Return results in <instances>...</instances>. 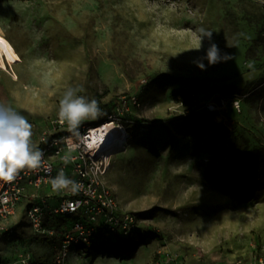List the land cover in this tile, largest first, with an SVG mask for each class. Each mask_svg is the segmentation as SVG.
<instances>
[{
	"label": "rangeland",
	"instance_id": "obj_1",
	"mask_svg": "<svg viewBox=\"0 0 264 264\" xmlns=\"http://www.w3.org/2000/svg\"><path fill=\"white\" fill-rule=\"evenodd\" d=\"M201 27L231 59L193 63ZM0 30L22 59L0 69V102L32 142L69 87L102 110L83 125L113 117L129 136L104 180L146 244L105 241L69 264H233L264 245V0H0ZM1 226L15 232H0V264H52L23 205Z\"/></svg>",
	"mask_w": 264,
	"mask_h": 264
},
{
	"label": "built area",
	"instance_id": "obj_2",
	"mask_svg": "<svg viewBox=\"0 0 264 264\" xmlns=\"http://www.w3.org/2000/svg\"><path fill=\"white\" fill-rule=\"evenodd\" d=\"M131 101L138 106L136 99ZM122 107L123 112L130 110L128 102H123ZM112 123L117 126L116 120L109 117V124ZM103 127L81 123L77 130L70 132L67 124L59 123L58 117L52 119L33 142L44 152L40 167L18 170L12 180L0 179V220L7 221L23 205L34 232L59 241L53 264H69L71 252L99 255L105 241L128 242L137 249L146 244V240L140 242L142 226L137 215L125 210L114 190L106 184V164L91 154L96 146L95 133ZM70 146H75L74 150L69 151ZM65 157L69 158L67 164ZM60 169L81 184L79 192L49 193L53 191L50 177H55ZM47 216L73 217L74 220L69 227L47 228L44 226ZM0 232L13 234L15 230L12 226H1ZM254 248L250 258H236L233 264H264V245ZM164 261L165 264H185L177 259ZM19 262L28 264V259L21 258Z\"/></svg>",
	"mask_w": 264,
	"mask_h": 264
},
{
	"label": "clouds",
	"instance_id": "obj_3",
	"mask_svg": "<svg viewBox=\"0 0 264 264\" xmlns=\"http://www.w3.org/2000/svg\"><path fill=\"white\" fill-rule=\"evenodd\" d=\"M196 31V51L203 48L204 41L208 42L207 48H203V55L193 60L197 67L204 70L208 66L231 59V54L222 52L215 42L212 31L202 27ZM237 43L238 41L234 40L225 47H234ZM81 91L82 87H69L59 101L58 121L61 125L67 124L70 132L77 130L83 121L98 119L102 114L98 101L78 95ZM32 135V125L25 116L9 104L0 102V179L12 180L18 170L40 167L44 152L33 144ZM74 147L70 146L69 151L74 150ZM68 160L69 158L65 157L64 163L67 164ZM49 182L54 192L77 193L81 189V184L69 178L63 169H60L55 177H50Z\"/></svg>",
	"mask_w": 264,
	"mask_h": 264
},
{
	"label": "bare ground",
	"instance_id": "obj_4",
	"mask_svg": "<svg viewBox=\"0 0 264 264\" xmlns=\"http://www.w3.org/2000/svg\"><path fill=\"white\" fill-rule=\"evenodd\" d=\"M22 61L14 45L3 35L0 30V69L9 71V65H14ZM14 79L19 80L17 74H14ZM104 127L95 133L94 141L96 146L91 153L95 158H104V164L107 169L110 168L108 156L114 152L117 148H120L122 142L127 140L126 132L119 126L109 124V122L103 124Z\"/></svg>",
	"mask_w": 264,
	"mask_h": 264
},
{
	"label": "trees",
	"instance_id": "obj_5",
	"mask_svg": "<svg viewBox=\"0 0 264 264\" xmlns=\"http://www.w3.org/2000/svg\"><path fill=\"white\" fill-rule=\"evenodd\" d=\"M184 104L186 106L189 105V101H185ZM91 127H94V126H91ZM72 220H74L73 217H64V216H47L45 218V221H44V226L47 227V228H52V227H61V226H67L69 227ZM9 234V233H8ZM141 234V233H140ZM41 237H45L46 239H49V240H52L54 242V246H55V249L58 247L59 245V241L56 240V239H52V238H49L45 235H41V234H37ZM140 242L144 241L145 239L142 237V234L140 236ZM52 264H53V257H52Z\"/></svg>",
	"mask_w": 264,
	"mask_h": 264
}]
</instances>
